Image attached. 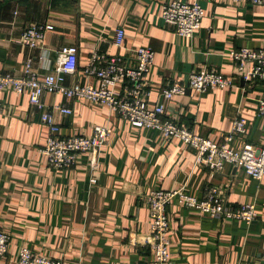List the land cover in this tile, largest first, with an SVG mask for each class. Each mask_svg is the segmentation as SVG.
Masks as SVG:
<instances>
[{"label": "crops", "instance_id": "1", "mask_svg": "<svg viewBox=\"0 0 264 264\" xmlns=\"http://www.w3.org/2000/svg\"><path fill=\"white\" fill-rule=\"evenodd\" d=\"M169 1L0 0V72L20 75L29 64L38 74L54 73L59 49L75 45L77 68L64 83L98 86L84 72L93 52L120 55L133 65L134 49L150 46L155 51L147 73L150 106L163 102L166 116L216 142L241 117L245 134L228 144H264V115L258 113L264 82L244 81L230 57L240 47L264 48V4L197 0L204 9L201 25L181 37L160 17V6ZM31 25L43 29L33 47L21 41ZM117 29L124 31L120 46L114 43ZM198 69L224 74L233 84L187 89L163 101V87L175 80L185 84ZM42 103L31 105L26 91L0 90V229L10 237L0 264H16L22 245L62 264L149 263L147 194L181 187L198 198L215 188L226 205L253 203L257 216L251 223L213 217L172 199L170 264H264V177L253 178L230 163L211 170L196 162L195 147L122 118L103 103L59 92H44ZM46 110L53 112L61 135H89L100 124L109 137L98 152H83L68 167H51L42 152L49 130L40 115Z\"/></svg>", "mask_w": 264, "mask_h": 264}, {"label": "built area", "instance_id": "2", "mask_svg": "<svg viewBox=\"0 0 264 264\" xmlns=\"http://www.w3.org/2000/svg\"><path fill=\"white\" fill-rule=\"evenodd\" d=\"M233 3L247 2L261 5L264 0H227ZM204 9L197 0H171L160 6V17L171 25L176 34L190 37L201 25ZM42 27L28 26L21 34V41L34 46L42 36ZM124 31L117 29L114 43L123 44ZM133 65L120 55L104 56L93 52L84 72L95 76L98 86L74 84L67 86L65 75L76 71L77 47L64 45L58 51L59 62L54 73L38 74L27 64L20 75L0 72V90L8 88L14 92H27L29 103L42 108L44 92L62 93L67 98L83 97L93 102L110 106L118 116L142 127L161 131L166 138H179L197 149L196 162L209 169L221 171L225 163L240 167L247 175L258 180L264 177V144L245 142L240 148L231 147L228 142L235 136L245 134L246 125L243 118H236L232 128L225 135V140L216 142L193 133L189 128L166 116L163 102L149 105L147 101V73L152 65L155 51L150 46L134 49ZM234 61V71L244 81L264 82V48L240 47L230 52ZM230 77L214 70L198 69L188 74L185 84L175 80L163 87L160 96L166 101L176 94H184L187 89L204 92L218 87L231 86ZM119 85V89L115 88ZM53 110L71 114V109L63 105H54ZM258 113L264 115V97L258 102ZM40 120L47 125L49 134L42 152L51 167L61 168L72 165L83 152L96 153L106 143L109 129L97 124L89 135L59 134V124L52 111H44ZM186 207L196 208L213 217L238 219L251 223L257 216L255 205L251 202L238 207L226 205L216 196V189L211 188L205 196L198 198L185 192L184 188L173 190L152 189L147 194L150 225V249L153 258L146 264H170L168 237L169 221L167 206L172 199ZM9 235L0 229V258L7 252ZM16 264H62L58 258H50L22 245ZM252 264V263H247Z\"/></svg>", "mask_w": 264, "mask_h": 264}]
</instances>
